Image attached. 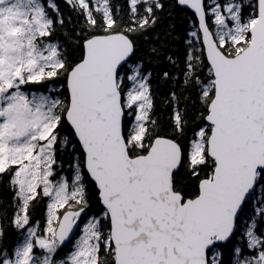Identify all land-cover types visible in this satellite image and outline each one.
Returning a JSON list of instances; mask_svg holds the SVG:
<instances>
[{
    "label": "snow or ice",
    "instance_id": "obj_1",
    "mask_svg": "<svg viewBox=\"0 0 264 264\" xmlns=\"http://www.w3.org/2000/svg\"><path fill=\"white\" fill-rule=\"evenodd\" d=\"M0 264H264V0H0Z\"/></svg>",
    "mask_w": 264,
    "mask_h": 264
},
{
    "label": "trees",
    "instance_id": "obj_2",
    "mask_svg": "<svg viewBox=\"0 0 264 264\" xmlns=\"http://www.w3.org/2000/svg\"><path fill=\"white\" fill-rule=\"evenodd\" d=\"M183 17V13L180 14ZM188 16H191V12L189 11ZM190 29V24L187 19H178L176 23V31L182 36H186V33Z\"/></svg>",
    "mask_w": 264,
    "mask_h": 264
},
{
    "label": "rangeland",
    "instance_id": "obj_3",
    "mask_svg": "<svg viewBox=\"0 0 264 264\" xmlns=\"http://www.w3.org/2000/svg\"><path fill=\"white\" fill-rule=\"evenodd\" d=\"M188 31H190V29Z\"/></svg>",
    "mask_w": 264,
    "mask_h": 264
}]
</instances>
